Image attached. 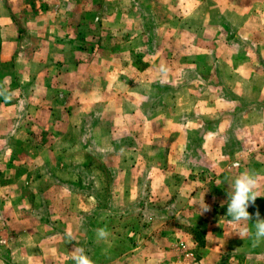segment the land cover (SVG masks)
<instances>
[{
	"label": "crops",
	"instance_id": "crops-1",
	"mask_svg": "<svg viewBox=\"0 0 264 264\" xmlns=\"http://www.w3.org/2000/svg\"><path fill=\"white\" fill-rule=\"evenodd\" d=\"M21 2L40 33L18 35ZM99 4L105 33L125 38L87 49L76 32ZM0 88L12 95L0 98V264H75V248L94 264H264L254 220L226 216L250 172L260 197L248 211L264 218V0H0Z\"/></svg>",
	"mask_w": 264,
	"mask_h": 264
},
{
	"label": "rangeland",
	"instance_id": "rangeland-1",
	"mask_svg": "<svg viewBox=\"0 0 264 264\" xmlns=\"http://www.w3.org/2000/svg\"><path fill=\"white\" fill-rule=\"evenodd\" d=\"M27 2L23 3H19L17 4V8H16V12H17V17L15 19V23H16V29H17V33L20 37H23L24 35H26L28 32H34V33H40V30H42L41 26H40V23H39V26H35V27H32V26H28L29 24V15L28 14V11L27 9L31 8L32 5L30 6H27L26 5ZM35 7V6H34ZM33 7V8H34ZM26 8V10H25ZM109 9H105L101 4L97 5V6H89L88 8V11H87V15L84 17L85 21H83V26L81 27L80 30H77L76 32V35L79 36V37H82L83 39V43L85 48L89 49L90 47V44H86V42H88L90 40L91 37H94V36H98V37H105V36H109L110 38L106 41L108 42H111L112 45H115V44H121V42H119V37H124L123 35H120V34H114V32L112 31L113 30V27H108L107 28V33H105V27H103L101 25L102 23V20H101V17H105V15L108 13ZM169 11V10H168ZM50 12V13H49ZM86 12V11H85ZM58 12L57 10L54 11V10H51V11H48V9L45 11V12H40L39 14V18L40 17H43L40 18L42 20H46V21H49V22H52L55 17L57 16ZM113 14V13H111ZM110 14V15H111ZM173 14V17H176L174 15V12H172L171 10L169 12H166V15H162V14H159V19L161 18H164L165 16L167 17H170L169 15H172ZM114 17L116 16L115 14H113ZM75 16H76V13H75ZM153 16V15H152ZM155 18H157L158 16H154ZM154 18V20H155ZM72 20V19H70ZM153 20V19H152ZM153 20V21H154ZM41 21V20H40ZM153 28L151 29L148 28L146 33L148 35H150L153 31ZM156 28L154 29V32H155ZM65 32V31H63ZM165 32V31H163ZM157 33V31H156ZM125 38V37H124ZM108 51H111L109 49H107ZM105 51V50H104ZM104 51L102 52V54L104 53ZM151 52V51H150ZM142 58V57H141ZM144 59H140L138 57L134 58L133 60L130 59L128 60V64L129 65H132L133 64V61L134 63H136L137 61L141 62L143 61ZM99 71V70H98ZM97 71L93 69V73L95 76H97L98 79H101V76L100 75H96ZM53 76H55V78H59V76H63L66 77V73L65 72H62L61 70H59V66L56 68H53V73H52ZM46 77V76H45ZM81 77L83 79V81H95L96 79L94 78V76L92 75V68L91 67H83V72L81 74ZM16 79V82L18 84L24 82V77H20V76H17L15 77ZM35 79H40V76L36 75V77L34 78ZM67 80H74L73 79V74L72 73H69V77L67 76L66 78ZM96 82V81H95ZM82 99L86 100V101H90L92 98H97L98 101H101L103 99H106L107 96H104L103 94H101V91H98V92H88V91H85L83 90L82 92ZM99 93V94H98ZM14 94V93H12ZM20 94V92H19ZM58 97H60L59 93L57 94ZM37 111L35 112V118L36 119H39L40 120V117H44L47 112L44 111L42 108L40 109H37L35 108ZM53 133L49 134L48 137L49 139H51L54 143H56L57 140H55V138H53ZM87 139L86 140H89L88 137H86ZM5 141V139H3V142ZM4 148H5V144H4ZM3 148V156L1 157V160H2V166H5V164L7 162H12L11 158L12 156L9 154V150L8 149H4ZM20 148H24V147H20ZM21 152V151H20ZM14 156H18L17 154H15ZM15 163H17L18 165H16L17 167L16 168H19L20 165H22L21 161H16ZM26 163V161H24V164ZM11 172L8 171V170H3L1 173H0V178L1 180H9V176H10ZM23 194H26L27 192L25 190H22ZM4 194H6L4 192ZM259 198V197H257ZM132 220V219H131ZM195 235V238L197 239V241L199 243H201L202 241V238H203V234L202 232L200 233H194ZM196 250H198V248H195Z\"/></svg>",
	"mask_w": 264,
	"mask_h": 264
},
{
	"label": "clouds",
	"instance_id": "clouds-1",
	"mask_svg": "<svg viewBox=\"0 0 264 264\" xmlns=\"http://www.w3.org/2000/svg\"><path fill=\"white\" fill-rule=\"evenodd\" d=\"M0 98L4 102H10L12 95L7 88H0ZM258 181L254 173L242 172L231 184V191H228V201L226 216L230 217L235 222H253L254 225V240L258 243L264 239V218H261L259 209L257 208L254 217L248 209L251 205H255L257 197H260L258 191ZM210 206L205 204L201 207L200 212H207ZM251 230L248 227L242 228L237 234L244 238L249 235ZM69 235V242L71 240V233ZM109 231L104 228L96 229V237L99 241H106L109 237ZM75 255L72 256L75 264H94V261L87 255L83 248H75Z\"/></svg>",
	"mask_w": 264,
	"mask_h": 264
},
{
	"label": "trees",
	"instance_id": "trees-1",
	"mask_svg": "<svg viewBox=\"0 0 264 264\" xmlns=\"http://www.w3.org/2000/svg\"><path fill=\"white\" fill-rule=\"evenodd\" d=\"M196 233H200V231H196ZM203 242L201 241L200 245L202 244Z\"/></svg>",
	"mask_w": 264,
	"mask_h": 264
}]
</instances>
